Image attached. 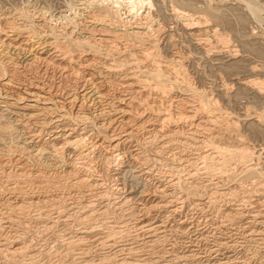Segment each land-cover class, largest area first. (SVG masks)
<instances>
[{"label":"rangeland","instance_id":"1","mask_svg":"<svg viewBox=\"0 0 264 264\" xmlns=\"http://www.w3.org/2000/svg\"><path fill=\"white\" fill-rule=\"evenodd\" d=\"M101 1L0 0L23 42L39 24L95 46L70 52L61 36L68 55L18 71L47 85L39 108L52 86L59 105L78 92L76 118L50 99L26 109L25 94L8 109L0 88V264H264V0H151L124 15L142 39L99 25ZM73 131L86 141L68 145Z\"/></svg>","mask_w":264,"mask_h":264},{"label":"bare ground","instance_id":"2","mask_svg":"<svg viewBox=\"0 0 264 264\" xmlns=\"http://www.w3.org/2000/svg\"><path fill=\"white\" fill-rule=\"evenodd\" d=\"M100 1V0H99ZM106 1V3L104 4V2ZM129 1V0H128ZM131 1V0H130ZM128 2L129 3V5H131V8L130 7H128V6H126L125 5V1H123V0H103V1H101V6L103 7H101V6H99V7H101V14H100V18L99 19H96L95 21H97L98 22V24L99 25H102V26H105V27H108V28H111V30H112V32H114V33H116V35H118L119 33H117V32H121L122 33V35L124 36V37H133V38H137V39H142V37L144 36H147V35H149V34H145V33H143L144 35L142 36L136 29H138L139 27L138 26H136L135 25V27H132V29H131V27L130 26H127V21H124V18H126V17H128V16H124L125 14H127V11L129 12V14H132V15H135V19H136V17H140L141 16V14L140 13H143V12H140L139 13V10L143 7V6H148V5H150V3H152V2H150L151 0H132L131 2ZM253 4V3H252ZM140 6V7H139ZM255 6V5H254ZM98 7V6H97ZM98 7V8H99ZM127 7V8H126ZM126 8V9H125ZM133 8V9H132ZM143 9V8H142ZM20 10V9H19ZM123 10H124V12H123ZM143 11V10H142ZM15 12V11H14ZM24 12V11H23ZM27 12V11H26ZM11 13V12H10ZM148 13V12H147ZM1 14V13H0ZM14 14V13H13ZM27 14V13H26ZM30 14V13H29ZM129 14H127V15H129ZM23 15V14H22ZM143 15V14H142ZM148 15V14H147ZM147 15L144 17V19L145 18H147ZM12 16V15H11ZM27 16V15H26ZM76 16V15H75ZM10 18V17H9ZM13 18V17H12ZM12 18H11V20H12ZM19 18V17H18ZM23 18V17H22ZM33 18V17H32ZM75 18H77V16L76 17H74V19ZM137 18V19H138ZM47 19V18H46ZM34 20V19H33ZM126 20V19H125ZM6 21H8V20H6ZM10 21V20H9ZM26 21V20H25ZM28 21V20H27ZM129 21V20H128ZM147 21V20H146ZM16 22V21H15ZM45 22V21H44ZM137 22V21H136ZM139 22H140V25H141V20H139ZM14 23V22H13ZM47 23V22H46ZM80 23V22H79ZM94 23V22H93ZM132 24L134 23V22H131ZM10 23H8V25H9ZM31 24V23H30ZM33 24V23H32ZM50 24V23H49ZM48 24V25H49ZM129 24V23H128ZM135 24V23H134ZM136 24H138V23H136ZM146 24V23H145ZM10 25H12V23L10 24ZM17 25V24H16ZM22 25V24H21ZM27 25V24H26ZM131 25V24H130ZM144 25V24H143ZM142 25V26H143ZM147 25V24H146ZM145 25V26H146ZM29 26V25H28ZM39 24H37L36 26H33V25H31L30 26V28H31V30H30V28H29V32L32 34V36H36V37H38V39H36L37 40V42L35 43L34 41H32L31 43L29 42H27L26 43V40H29V39H26L25 40V42H23V40H20V38H19V36H15V35H13V34H9V33H13V32H15L16 30H18V29H20V26H15V25H12V26H10V28L13 30V31H4V29L5 28H3V26H2V24L0 25V49H1V52H3V54H2V56L3 57H5V58H1L0 57V88L2 87V89L3 90H6L7 92H10L11 91V95L13 96V98H10L9 97V95H7V93L5 94L4 93V96H3V99H5V100H3V101H5V102H3V103H5V107L6 108H13V107H16L17 106V104L19 103V102H21V100H22V98H24L23 97V94H25V95H29V96H31V97H33V102L35 103V104H32V105H27V107H26V105H25V107L24 108H29V110H31V108H34V107H37V108H39L38 106H37V104H38V102L40 101H44V99H43V97H41L40 96V93H44L43 91H46L47 90V88H46V84H43L42 82H26L27 84H24V83H21L22 82V79H23V77L24 78H27V77H25V76H23V77H21L20 79H19V74H18V71H19V69H25V71L27 70L28 72L29 71H31L32 69H34L36 66L38 67L39 65H40V63H42V64H50L51 66H52V64H55V62H56V60L57 59H55L54 60V58L56 57V55H55V53L56 52H63L64 54L66 53L67 54V52H64L63 50H62V47H61V42H59V38L61 37V36H63V38L64 39H66L67 41H66V43H67V45L65 44V46L68 48V50L70 51V52H72V51H74V50H76V51H80V52H83V49L84 48H93L94 49V45L92 44V35H93V32H92V35H90V36H84V35H82V34H78L77 36H73V33H74V30L72 31L71 30V32H61V30L60 31H57L55 28H50V31H45L44 29L42 30L41 29V27L43 28L44 26H41L40 28H39ZM74 26V25H73ZM133 26V25H132ZM6 27V26H5ZM23 27V26H22ZM58 27V26H57ZM65 27V26H64ZM90 27V26H89ZM138 27V28H137ZM37 28L39 29V31L37 30ZM98 28V27H97ZM104 28V27H103ZM136 28V29H135ZM141 28V27H140ZM139 28V29H140ZM144 28H147L148 30H150L151 31V29H150V27H143V29ZM136 31H135V30ZM7 30V29H6ZM9 30V29H8ZM70 30V29H69ZM101 30V29H100ZM107 30H110V29H107ZM110 30V31H111ZM153 30V29H152ZM20 31V30H19ZM18 31V32H19ZM66 31V30H65ZM84 31V30H83ZM91 31V30H90ZM94 31V30H93ZM104 31H105V28H104ZM109 31V32H110ZM142 31V30H141ZM17 32V33H18ZM28 32V31H27ZM102 32V31H101ZM154 32V31H153ZM16 33V35H19V34H17ZM20 33V32H19ZM91 33V32H90ZM114 33H111L112 35L114 34ZM147 33V32H146ZM151 33V32H150ZM28 34V33H27ZM30 34V35H31ZM89 34V33H88ZM106 34V33H105ZM100 35V34H99ZM121 35V34H120ZM29 36V35H28ZM32 36H29V37H32ZM102 36H104V35H102ZM106 36V35H105ZM21 37H22V35H21ZM26 37V36H25ZM44 37H48V38H51V39H53L52 40V42H46L47 40H45V39H43L42 40V38H44ZM98 37V36H97ZM115 37V36H114ZM143 37V38H144ZM23 38V37H22ZM21 38V39H22ZM130 38V39H131ZM146 38V37H145ZM24 39V38H23ZM33 39V38H32ZM34 39V40H35ZM99 39V38H98ZM104 39V38H103ZM102 39V40H103ZM40 40H42V41H40ZM63 40V39H62ZM101 40V39H100ZM104 40H106V39H104ZM114 40H116V39H114ZM136 40V39H135ZM94 41H95V39L93 40V43H94ZM98 42H99V40H97ZM107 41V40H106ZM113 41V40H112ZM132 41V40H131ZM98 42H96V43H98ZM101 42V41H100ZM100 42H99V44H100ZM139 42V41H138ZM64 43V42H63ZM103 43V42H102ZM35 44H36V47L34 48V46H35ZM64 45V44H63ZM154 45V44H153ZM96 46H97V44H96ZM99 46V45H98ZM25 47H27V48H25ZM48 47H51L50 49H48ZM96 49V48H95ZM51 50H53V52H51ZM65 50V49H64ZM85 50V49H84ZM87 50V49H86ZM89 51V50H88ZM21 52H24L23 54H24V56L23 57H20V55H21ZM110 52V51H109ZM62 53V54H63ZM125 53V52H124ZM63 54V55H64ZM65 54V55H66ZM83 54V53H82ZM84 54H85V52H84ZM26 55V56H25ZM68 55V54H67ZM86 55V54H85ZM112 55V54H111ZM156 55V54H155ZM0 56H1V54H0ZM57 56H59V55H57ZM110 56V55H109ZM25 57V58H24ZM71 58V57H70ZM118 58V57H117ZM61 60V59H60ZM88 60V59H87ZM117 61H118V59H117ZM122 62V61H121ZM167 62V61H166ZM171 62H173L174 63V60L173 61H171ZM177 62V61H176ZM178 63H180V62H178ZM177 63V64H178ZM57 64V63H56ZM169 64V63H168ZM49 65V66H50ZM173 65V64H172ZM171 65V66H172ZM57 66H58V64H57ZM60 66V65H59ZM54 67H56L55 65H54ZM53 67V68H54ZM66 67V66H65ZM167 67V66H166ZM173 67V66H172ZM180 67V66H179ZM41 68V67H40ZM58 69H59V67H58ZM42 70V69H41ZM55 70V69H54ZM65 70V69H64ZM113 70V69H112ZM24 71V72H25ZM181 71V70H180ZM23 72V71H22ZM56 72V71H55ZM178 72V71H177ZM21 73V72H20ZM32 73V72H31ZM34 73H37V72H34ZM39 73V72H38ZM67 73H69V72H67ZM22 74V73H21ZM44 73H42V75H43ZM153 74V73H152ZM29 75H31V74H29ZM38 75V74H37ZM75 75V74H74ZM149 75V74H148ZM185 75V74H184ZM187 75V74H186ZM79 76V75H78ZM42 77V76H41ZM52 77V76H51ZM60 77V76H59ZM155 78L154 80H156L158 83H157V86L159 87H161L162 89H164L165 88V90H167L166 88L167 87H164V85L163 84H161V83H159V81L161 82V78L163 77V74L160 72V70H158L157 68L155 69V71H154V74L152 75V77H151V75H150V78ZM125 78V77H124ZM149 78V77H148ZM173 78V77H172ZM19 79V80H18ZM30 79V78H29ZM90 79V78H89ZM164 79V78H163ZM183 79V78H182ZM50 80V79H49ZM24 81H26V80H24ZM38 81V80H37ZM82 81V80H81ZM169 81V80H168ZM46 82V81H45ZM44 82V83H45ZM85 82H86V80H85ZM90 82H91V80H90ZM189 82V81H188ZM254 82V81H253ZM168 83H170V82H168ZM173 83V82H172ZM179 83V82H178ZM190 83V82H189ZM50 84V83H49ZM94 84V83H93ZM46 85V86H45ZM175 85V84H174ZM188 85V84H187ZM248 85V84H247ZM246 85V86H247ZM57 86V85H56ZM95 86V85H94ZM51 87V86H50ZM85 87V86H84ZM100 87V86H99ZM129 87H130V84H129ZM189 88H190V86H188ZM55 89H56V87H54ZM161 88H160V91H161ZM188 88V89H189ZM192 88V87H191ZM190 88V89H191ZM22 89H23V91H22ZM51 89V88H50ZM52 89H53V86H52ZM51 89V90H52ZM97 89V88H96ZM51 90H48L47 91V95H49V98L48 99H50V101H51V103L48 101V99H46L45 98V100H47L46 101V104L47 103H50L51 105H54V106H59V107H62V108H65V106L66 107H68L66 110L67 111H65L66 112V114H68V116H73L74 115V118H76L75 117V114H77V112H75V110L78 108V110H76V111H79V110H82L83 108V105L81 104V109H79V106L77 105V102L79 103L81 100H80V98H79V96H78V92L77 93H73L72 94V96L71 97H66V98H64L65 100H68V102L67 103H62V101H61V103H62V105L60 104L59 105V103H60V99H59V101L56 99L57 97H59L57 94V97L55 96V97H53V93H52V95H51ZM62 90V89H61ZM76 90V89H75ZM74 90V91H75ZM157 90H159V89H157ZM186 90H187V88H186ZM204 90V89H203ZM202 90V91H203ZM56 91H57V89H56ZM93 91V90H92ZM163 91V90H162ZM185 91V90H184ZM72 92H73V90H72ZM97 92H98V90H97ZM135 92V91H134ZM166 92V91H165ZM165 92H162V93H165ZM57 93H59V92H57ZM71 93V92H70ZM167 93V92H166ZM95 94H96V92H95ZM200 94V93H199ZM211 94V93H210ZM10 95V96H11ZM65 95V94H64ZM79 95H80V93H79ZM83 95V94H82ZM81 95V96H82ZM88 95V94H87ZM87 95H85L84 94V96H87ZM204 95V94H203ZM203 95H202V92H201V98L203 99ZM43 96V95H42ZM63 96V95H62ZM101 95H98L97 97H98V99H99V97H100ZM207 96H209V95H207ZM61 97V96H60ZM90 97V96H89ZM200 97V96H199ZM210 97V96H209ZM26 98V97H25ZM101 98V97H100ZM8 99V100H7ZM9 99L10 100H15V101H13L14 103H12V102H10L9 101ZM64 99H62L63 101H65ZM85 98H82V100H84ZM87 99V98H86ZM205 99H207V98H205ZM88 100H90V99H87V101ZM93 100V99H92ZM133 100V99H132ZM210 100V99H209ZM208 99L207 100H204V101H201V103L203 104L202 105V107H205V108H207V109H209L208 107L209 106H207V105H210L211 103H212V101H209ZM122 101L123 100H119V99H117L116 100V103H117V107H118V110H116L117 112L119 111V109L121 108V104H122ZM148 101V100H147ZM82 102V101H81ZM85 102V101H84ZM129 102H131V101H129ZM137 102V101H136ZM139 102V101H138ZM45 103V102H44ZM43 102H42V104H44ZM115 103V102H114ZM205 103V104H204ZM207 103V104H206ZM46 104H44L43 106H41L40 108H39V111H46L48 108L46 107V106H48V105H46ZM218 104V103H217ZM113 105V104H112ZM125 105V104H124ZM127 105V104H126ZM114 106H115V104H114ZM55 107V108H56ZM59 107H57V108H59ZM120 107V108H119ZM54 108V109H55ZM109 108V107H108ZM115 108V107H114ZM136 108V107H135ZM3 109V108H2ZM52 108H50V110H51ZM122 109H124V108H122ZM121 109V110H122ZM214 109V108H213ZM24 110V109H23ZM59 110V109H58ZM60 110H62L63 111V109H60ZM85 110H87V109H85ZM120 110V111H121ZM7 111V110H6ZM42 111V112H43ZM56 111V110H55ZM61 111V112H62ZM83 111V110H82ZM112 111V110H111ZM114 111V110H113ZM119 111V112H120ZM125 111H126V109H125ZM124 110H122V114L125 112ZM9 112V111H8ZM21 112V111H20ZM64 112V111H63ZM108 112H109V110H108ZM118 112V113H119ZM127 112V111H126ZM190 112V111H189ZM209 112V111H208ZM47 113V112H46ZM53 113H55L54 111H53ZM84 113V112H83ZM101 113V112H100ZM115 113V112H114ZM143 113V112H142ZM15 114H17V115H19L20 116V114L19 113H15ZM38 114V113H37ZM45 114V113H44ZM47 114H49V113H47ZM80 114V113H79ZM85 114V113H84ZM92 114V113H91ZM103 114V113H102ZM106 114H107V112H106ZM172 113H169L168 115H167V118L166 119H168V118H171L172 117V115H171ZM101 115V114H100ZM108 115H109V113H108ZM111 115V114H110ZM109 115V116H110ZM123 115H125V114H123ZM178 115H179V113H178ZM188 115V113L186 112L184 115H182V118H183V116L184 117H188L187 116ZM24 116V115H23ZM42 116V115H41ZM51 116V115H50ZM92 116H96V115H92ZM103 116V115H102ZM106 116V115H105ZM126 116V115H125ZM141 116V115H140ZM259 116V115H258ZM26 117V116H25ZM30 117H34V116H30ZM60 117V116H59ZM69 117V118H70ZM83 117H86L87 118V115L85 114ZM190 117V116H189ZM192 117V116H191ZM15 118V117H14ZM68 118V119H69ZM72 118V117H71ZM128 118V117H127ZM164 118V119H165ZM8 119V118H7ZM21 119V118H20ZM29 119V118H28ZM67 119V120H68ZM161 119H163V118H161ZM187 119V118H186ZM189 119V118H188ZM260 119H261V117H260ZM33 120V119H32ZM73 120V119H72ZM80 120V119H79ZM97 120V119H96ZM139 120V119H138ZM262 120V119H261ZM17 121V120H16ZM57 121V120H56ZM137 121V120H136ZM164 121H166V120H164ZM163 121V122H164ZM212 121V120H211ZM85 122V121H84ZM90 122V121H89ZM216 122V121H215ZM22 123V122H21ZM109 123V122H108ZM166 123V122H165ZM216 123H218V122H216ZM58 126V125H57ZM109 126V125H108ZM45 127V126H44ZM111 127V126H110ZM57 128V127H56ZM101 129V128H100ZM113 129V128H112ZM62 130V129H61ZM54 131V130H53ZM52 131V132H53ZM72 131V130H71ZM111 131V130H110ZM155 131V130H154ZM175 131V130H174ZM65 132V131H64ZM106 132V131H105ZM108 132V131H107ZM113 132H115V130L113 131ZM169 132V131H168ZM191 132V131H190ZM53 133H55V132H53ZM59 133H60V131H59ZM132 133V132H131ZM130 132H128L127 133V135L126 136H128V137H130L132 134H131ZM156 133V132H155ZM167 133V132H166ZM85 134V133H84ZM114 134V133H113ZM164 134V133H163ZM56 136V135H55ZM107 136V135H106ZM109 136H111V134L109 135ZM154 136V135H153ZM118 137V136H117ZM116 137V138H117ZM190 137V136H189ZM207 137V136H206ZM110 138V137H109ZM114 138V137H113ZM115 138V139H116ZM127 138V137H126ZM198 138V137H197ZM92 139V138H91ZM108 139V138H107ZM170 139V138H169ZM209 139V138H208ZM88 140V139H87ZM127 140H129V139H127ZM131 140V139H130ZM136 140V139H135ZM161 140V139H160ZM65 141H66V143L68 144V145H73V146H78V145H80V144H82L84 141H86L85 139H84V135H83V133H82V135L81 134H74V131H73V133L72 132H69V134L68 135H66V138H65ZM64 141V142H65ZM123 141V140H122ZM125 141V140H124ZM156 141V140H155ZM196 141V140H195ZM207 141V140H206ZM121 142V141H120ZM152 142V141H151ZM204 142V141H203ZM26 143V142H25ZM26 145V144H25ZM27 145H28V143H27ZM66 145V144H65ZM68 145H67V147H68ZM118 145H119V142H117V141H115V140H110V142H109V146L112 148V150L113 149H115V148H119L118 147ZM21 148V147H20ZM69 148V147H68ZM163 148V147H162ZM249 148V147H248ZM117 150V149H116ZM151 150V149H150ZM38 151V150H37ZM42 151V150H41ZM149 151V150H148ZM247 151V150H246ZM40 152V151H39ZM248 153H249V151H248ZM247 153V154H248ZM111 154V153H110ZM246 154V153H245ZM216 155V154H215ZM248 155H250V157L253 155L252 154V152H250V154H248ZM247 155V156H248ZM143 156V155H142ZM234 156V155H233ZM242 156H244V155H241V157ZM216 157V156H215ZM240 157V156H239ZM246 159L248 158V157H246V155L244 156ZM244 157H242L241 159H243ZM115 158V157H114ZM147 158V157H146ZM202 158V157H201ZM206 158V157H205ZM203 159V158H202ZM251 159V158H250ZM148 160V159H147ZM222 160H223V158H222ZM248 160V159H247ZM138 161V160H137ZM226 161V160H225ZM189 162V161H188ZM222 162V161H221ZM241 162V161H240ZM248 162V161H247ZM119 163V162H118ZM252 163V162H251ZM182 164V163H181ZM179 165V164H178ZM194 165V164H193ZM196 165V164H195ZM212 165L213 164H211V167H212ZM225 165V164H224ZM203 166V165H202ZM210 166V165H209ZM209 166H208V168H209ZM244 166H245V164H244ZM247 166V165H246ZM180 167H182V165L180 166ZM217 167V166H216ZM72 168V167H71ZM230 168V167H229ZM1 169V168H0ZM211 169V168H210ZM16 170V169H15ZM197 170H199V169H197ZM210 171V170H209ZM249 171V170H248ZM171 172V171H170ZM250 172V171H249ZM248 172V173H249ZM11 173H12V171H11ZM16 173V172H15ZM3 174V173H2ZM9 174V173H8ZM256 174V173H255ZM260 174V173H259ZM257 175V174H256ZM10 176V175H9ZM191 176V175H190ZM83 181V180H82ZM84 182V181H83ZM98 182V181H97ZM180 182V181H179ZM78 183H79V181H78ZM88 183H89V181H88ZM99 183V182H98ZM183 184H184V182H183ZM78 185H80V184H78ZM81 185H82V183H81ZM175 185V184H174ZM196 185V184H195ZM178 186V185H177ZM1 187V186H0ZM97 187V186H96ZM182 187V186H181ZM185 187V186H184ZM10 188H12V187H10ZM94 188V187H93ZM198 188H199V186H198ZM13 189H14V187H13ZM20 189V188H19ZM92 189V188H91ZM194 189H195V187H194ZM6 190V189H5ZM10 190V189H9ZM187 190V189H186ZM3 191V190H2ZM107 191V190H106ZM163 191V190H162ZM184 191V190H183ZM217 191V190H216ZM191 192V191H190ZM218 192V191H217ZM161 193V192H160ZM164 193V192H163ZM216 193V192H215ZM219 193V192H218ZM107 194V193H106ZM111 194H112V192H111ZM217 194V193H216ZM1 195V194H0ZM165 196V195H164ZM193 196V195H192ZM107 197V196H106ZM95 198V197H94ZM112 198V197H111ZM162 198V197H161ZM165 198V197H164ZM12 199V198H11ZM9 200V199H8ZM95 200V199H94ZM3 201V200H2ZM127 202V201H126ZM10 203V202H9ZM30 203V202H29ZM158 203V202H157ZM159 204V203H158ZM2 205V204H1ZM90 205V204H89ZM18 206V205H17ZM93 206V205H92ZM124 206V205H123ZM154 206V205H153ZM157 206V205H156ZM165 206V205H164ZM109 207V206H108ZM1 208V207H0ZM89 208V207H88ZM152 208V207H151ZM6 209V208H5ZM17 209V208H16ZM4 210V209H3ZM88 210V209H87ZM5 211V210H4ZM13 212V211H12ZM79 212V211H78ZM89 212V211H88ZM4 213V212H3ZM87 213V212H86ZM60 214V213H59ZM95 214V213H94ZM89 215V214H88ZM91 215V214H90ZM8 216V215H7ZM58 216H60V215H58ZM85 216V215H84ZM89 217V216H88ZM12 218V217H11ZM10 219V218H9ZM87 219H89V218H87ZM94 219V218H93ZM84 220V219H83ZM11 221V220H10ZM14 221V220H13ZM93 221V220H92ZM12 222V221H11ZM36 222V221H35ZM89 222H91V221H89ZM81 224V223H80ZM44 225V224H43ZM13 226V225H12ZM262 226V225H261ZM4 227V226H3ZM8 227V226H7ZM11 227V226H10ZM45 227V226H44ZM150 229V228H149ZM153 229V228H152ZM16 237V236H15ZM17 238V237H16ZM11 239V238H10ZM13 239V238H12ZM81 240V239H80ZM102 240V239H101ZM6 241V240H5ZM13 241V240H12ZM10 242V241H9ZM17 242V241H16ZM24 242V241H23ZM11 243V242H10ZM9 244V243H8ZM13 244V243H12ZM24 245V244H23ZM10 246H11V244H10ZM19 248V247H18ZM18 248H16V249H18ZM15 249V250H16ZM24 249V248H23ZM20 250H21V247H20ZM20 250H19V252H20ZM9 252V251H8ZM12 254V253H11ZM243 262V261H242ZM241 262V263H242ZM227 263V262H226ZM225 263V264H226ZM233 263H235V262H233ZM239 263V262H238Z\"/></svg>","mask_w":264,"mask_h":264}]
</instances>
